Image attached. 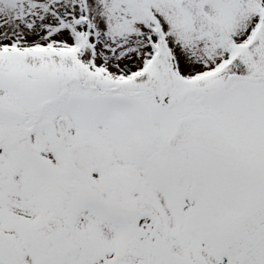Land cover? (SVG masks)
Masks as SVG:
<instances>
[{
  "label": "snow or ice",
  "instance_id": "snow-or-ice-1",
  "mask_svg": "<svg viewBox=\"0 0 264 264\" xmlns=\"http://www.w3.org/2000/svg\"><path fill=\"white\" fill-rule=\"evenodd\" d=\"M0 264H264V0H0Z\"/></svg>",
  "mask_w": 264,
  "mask_h": 264
}]
</instances>
